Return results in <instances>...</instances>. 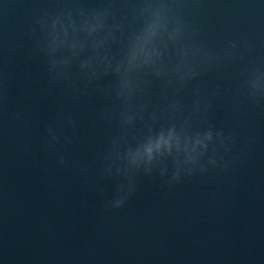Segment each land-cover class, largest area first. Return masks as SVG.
I'll use <instances>...</instances> for the list:
<instances>
[{"label": "water", "instance_id": "obj_1", "mask_svg": "<svg viewBox=\"0 0 264 264\" xmlns=\"http://www.w3.org/2000/svg\"><path fill=\"white\" fill-rule=\"evenodd\" d=\"M0 264H264V0H0Z\"/></svg>", "mask_w": 264, "mask_h": 264}]
</instances>
